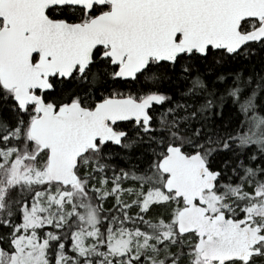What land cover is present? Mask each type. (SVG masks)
I'll use <instances>...</instances> for the list:
<instances>
[{"label":"snow or ice","instance_id":"6c2138e0","mask_svg":"<svg viewBox=\"0 0 264 264\" xmlns=\"http://www.w3.org/2000/svg\"><path fill=\"white\" fill-rule=\"evenodd\" d=\"M0 264H264V0H0Z\"/></svg>","mask_w":264,"mask_h":264}]
</instances>
